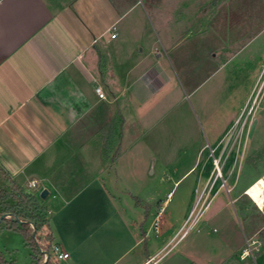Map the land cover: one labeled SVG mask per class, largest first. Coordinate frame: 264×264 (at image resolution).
Returning <instances> with one entry per match:
<instances>
[{
	"label": "crops",
	"instance_id": "1",
	"mask_svg": "<svg viewBox=\"0 0 264 264\" xmlns=\"http://www.w3.org/2000/svg\"><path fill=\"white\" fill-rule=\"evenodd\" d=\"M131 8L124 0H0V168L40 198L51 246L69 253L47 258L36 239L44 254L37 263L20 233L25 257L0 246L5 261L264 264V219L242 203L235 186L211 184L208 174L195 187L193 207L204 206L190 224L193 207L178 190L193 168L165 197L160 186L124 191L114 178L143 174L146 154L137 144L161 132L159 103L151 102L170 96L166 89L178 75L155 46L138 52L142 39L126 22ZM109 126L105 134L119 133L116 152L102 140ZM247 239L260 242L254 258L240 255Z\"/></svg>",
	"mask_w": 264,
	"mask_h": 264
},
{
	"label": "rangeland",
	"instance_id": "2",
	"mask_svg": "<svg viewBox=\"0 0 264 264\" xmlns=\"http://www.w3.org/2000/svg\"><path fill=\"white\" fill-rule=\"evenodd\" d=\"M124 6L132 7L126 22L142 39L138 52L155 46V55L171 59L178 75L166 89L170 96L161 93L151 102L159 103L161 132L146 133L137 144L146 154L143 174L126 171L114 178L124 191L160 186L165 197L193 168L181 178V200L197 199L195 187L209 174L211 184L235 186L242 203L264 219V202L246 194L264 178V0H124ZM110 127L102 140L108 138L116 152L119 133L105 134ZM2 188L12 183L0 168ZM20 233L0 225V246L23 259Z\"/></svg>",
	"mask_w": 264,
	"mask_h": 264
},
{
	"label": "trees",
	"instance_id": "3",
	"mask_svg": "<svg viewBox=\"0 0 264 264\" xmlns=\"http://www.w3.org/2000/svg\"><path fill=\"white\" fill-rule=\"evenodd\" d=\"M8 179L11 181L14 191L12 188L0 189V224L5 222L10 228L20 231L37 254L39 258L37 263H40L44 254L37 247L36 239L39 240L43 250L48 251L53 238L46 207L37 195L24 191L9 176ZM10 197L13 198V202L9 200ZM4 213L9 214V216L1 219ZM16 218L20 221H17ZM32 223L36 229V236H33ZM0 264H8L1 251Z\"/></svg>",
	"mask_w": 264,
	"mask_h": 264
},
{
	"label": "built area",
	"instance_id": "4",
	"mask_svg": "<svg viewBox=\"0 0 264 264\" xmlns=\"http://www.w3.org/2000/svg\"><path fill=\"white\" fill-rule=\"evenodd\" d=\"M111 32L112 33V37H114L116 35V26L113 25L111 28H110ZM96 91L98 93V95L101 97V98H105V94L103 93L102 89H101V86H97L96 87ZM28 186L30 188H34L37 186V182L36 180H31L28 184ZM223 187H226V184L223 183L222 184ZM170 196V194H169ZM204 206V203L202 202H197L196 205L193 207V209L191 210L190 214H189V218H188V221H190V219L192 218V220L189 222L190 224L194 223V219L197 217V215L201 212L202 208ZM187 221V223H188ZM187 233V229L184 230V233L183 234H186ZM259 240H249L247 239L246 241V245L245 247L242 249V252H241V257H246V256H250L252 258H254L255 256V251L257 249L256 245L259 244ZM40 247V246H39ZM40 249H42L40 247ZM43 253L45 254V256L48 258L51 255H53L57 260H63V259H66L68 258L69 256V253L64 251L62 249V247L59 245V244H52L51 246V250L50 251H43Z\"/></svg>",
	"mask_w": 264,
	"mask_h": 264
},
{
	"label": "bare ground",
	"instance_id": "5",
	"mask_svg": "<svg viewBox=\"0 0 264 264\" xmlns=\"http://www.w3.org/2000/svg\"><path fill=\"white\" fill-rule=\"evenodd\" d=\"M215 168L217 169V173L219 174V176L222 175V168L219 164L218 159L215 160ZM264 178H258L257 181H255L254 183H252L246 193L248 194V196L255 201L258 205L262 204L264 202Z\"/></svg>",
	"mask_w": 264,
	"mask_h": 264
},
{
	"label": "water",
	"instance_id": "6",
	"mask_svg": "<svg viewBox=\"0 0 264 264\" xmlns=\"http://www.w3.org/2000/svg\"><path fill=\"white\" fill-rule=\"evenodd\" d=\"M41 196H42V197L45 196V191L41 194ZM7 216H9V214L4 213V214L2 215V217H1V219L5 218V217H7ZM16 219H17V221H20L18 218H16ZM32 225H33V227H34V230H33V236H36V229H35V226H34L33 223H32Z\"/></svg>",
	"mask_w": 264,
	"mask_h": 264
}]
</instances>
